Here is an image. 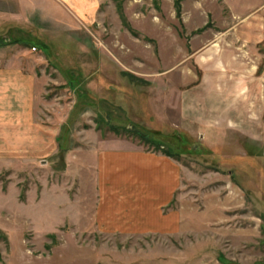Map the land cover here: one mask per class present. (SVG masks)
<instances>
[{"label": "rangeland", "instance_id": "rangeland-1", "mask_svg": "<svg viewBox=\"0 0 264 264\" xmlns=\"http://www.w3.org/2000/svg\"><path fill=\"white\" fill-rule=\"evenodd\" d=\"M262 2L184 0L178 18L174 0H100L80 34L33 40L41 131L31 147L3 122L0 264H264ZM102 141L175 153L176 230L96 227Z\"/></svg>", "mask_w": 264, "mask_h": 264}, {"label": "crops", "instance_id": "crops-1", "mask_svg": "<svg viewBox=\"0 0 264 264\" xmlns=\"http://www.w3.org/2000/svg\"><path fill=\"white\" fill-rule=\"evenodd\" d=\"M99 6L100 0H0V22L3 27L9 26L8 34L0 35V158L1 138L10 127L16 135L22 131L30 133L27 141L31 147L33 133L41 131L34 118L38 78L29 69L33 61L26 57L37 47L33 40L47 50L46 37L80 34L83 27L93 25ZM2 36H8L10 43ZM19 96L23 103L18 102ZM8 118L11 120L6 128L3 122ZM10 137L11 134L5 138L8 147ZM90 153L96 154L93 210L96 227L128 235L178 228L177 218L165 216L162 211L179 189L181 171L176 160L127 142L112 147L108 141H102Z\"/></svg>", "mask_w": 264, "mask_h": 264}, {"label": "trees", "instance_id": "trees-1", "mask_svg": "<svg viewBox=\"0 0 264 264\" xmlns=\"http://www.w3.org/2000/svg\"><path fill=\"white\" fill-rule=\"evenodd\" d=\"M184 0H174V6H175V10H176V14H177V17L178 18H181V16H182V2H183ZM204 30V29H203ZM202 31V30H201ZM151 133H153V134H159L158 132L159 131H150ZM181 139V142H184V143H182V145H181V147H182V149H181V152H180V154H188V151H189V149L190 150H193L192 148H191V145L188 143L189 141L188 140H185L184 138H180ZM157 143V142H156ZM158 149H160V148H158ZM162 153L164 154V155H166V156H168V157H174L175 156V153H173L172 151H169V150H166V151H162ZM61 155V154H60ZM62 156V155H61Z\"/></svg>", "mask_w": 264, "mask_h": 264}, {"label": "built area", "instance_id": "built-area-1", "mask_svg": "<svg viewBox=\"0 0 264 264\" xmlns=\"http://www.w3.org/2000/svg\"><path fill=\"white\" fill-rule=\"evenodd\" d=\"M32 50H33V51H35V50H36V48H34V47H33V48H32Z\"/></svg>", "mask_w": 264, "mask_h": 264}]
</instances>
